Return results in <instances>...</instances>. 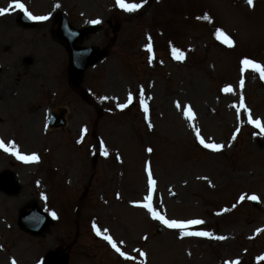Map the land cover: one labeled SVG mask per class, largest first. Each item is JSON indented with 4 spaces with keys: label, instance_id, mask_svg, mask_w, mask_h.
I'll use <instances>...</instances> for the list:
<instances>
[{
    "label": "rangeland",
    "instance_id": "374dc122",
    "mask_svg": "<svg viewBox=\"0 0 264 264\" xmlns=\"http://www.w3.org/2000/svg\"><path fill=\"white\" fill-rule=\"evenodd\" d=\"M21 2L48 18L22 27L13 0H0L9 8L0 16V139L39 159L25 162L0 148V173L13 172L20 184L12 195L0 189V264H42L53 250L68 264H259L264 131L249 114L264 125V78L242 61L264 66V1L125 0L141 5L132 12L117 0ZM61 15L77 29L100 21L78 44L107 55L78 84L58 36ZM23 69L34 77L25 80ZM63 109L66 126L49 129V114ZM197 128L206 143L224 147L205 148ZM148 195L165 218L203 220L186 230L212 237L184 236L154 219L140 206ZM34 206L51 218L36 234L19 225L20 213Z\"/></svg>",
    "mask_w": 264,
    "mask_h": 264
},
{
    "label": "snow or ice",
    "instance_id": "6c2138e0",
    "mask_svg": "<svg viewBox=\"0 0 264 264\" xmlns=\"http://www.w3.org/2000/svg\"><path fill=\"white\" fill-rule=\"evenodd\" d=\"M117 3L119 4V6L123 9H126L129 12L135 11L137 8L141 7L140 4H133V3H126L125 0H117ZM249 5L253 4V0H248ZM10 7H15L16 9H19L21 11H24L27 13V15L29 16L30 19H34V20H46L48 17L46 16H34L30 11H28V9L26 8L25 4L21 2V0H13V4L10 5ZM9 8H0V16L5 15L6 13H8ZM203 19L208 20L209 17L208 16H204ZM100 21H93V23H99ZM217 38L218 39H222V41L224 43H226L229 46H232L233 41L231 40V38L229 36H227V34H225L222 30H218L217 31ZM151 39V37H149V40ZM148 50L151 51L152 50V45L149 43L147 45ZM173 54L175 56L176 59H183V53H181L179 51V49H173ZM243 65L245 66V68H249L251 67L252 69H254L255 71L259 72L261 74V78H264V66L256 63L253 60L250 59H244L242 61ZM241 85H243V81H241ZM225 92H231L232 89L229 88H225L224 89ZM104 99H107V97H105ZM131 96L129 97V103H131ZM143 103V107H144V111L147 113L148 112V106L147 103L145 101H142ZM241 106L243 107V100H241ZM121 108H126L128 107V104H121L120 105ZM177 107L179 108L180 105L179 103H177ZM187 117L189 119H194V113L191 109V107L189 106L187 113H186ZM249 122L254 124L257 128H261L262 131H264V125L261 124L260 120H253L251 117V114H249ZM149 127H152L151 123H149ZM85 132H87V129H84ZM197 132V137L200 139V143L204 145L205 148H211L214 151H219L221 150L224 146L221 144H216V143H206L203 137H200V131L197 128L196 130ZM0 148H3L4 151L8 152L11 151L14 155L17 156L18 159L24 160L25 162H30V161H37L39 159V157L35 154L33 155H22L18 150H16V145L13 143L11 145V147H9L8 144H6L2 139H0ZM148 152H152L151 148L147 149ZM104 155L107 156L108 152L105 149ZM148 183L149 185H151L153 188L156 184V181L152 178V171H151V167L149 166L148 168ZM244 196L240 197V200L243 201L244 200ZM248 199L251 200H258L259 198L255 195H252L250 197H248ZM145 200L147 201L146 203L141 204L140 206L143 208L148 209L149 212L152 213L153 218L161 221L162 223H164L165 225H167V227L169 228H174V229H181L182 234L184 236H206V237H212V233L210 232H205V231H187L186 229L189 228L191 225H201L204 223L203 220H188V221H177V220H170L165 218V216L161 215L159 212H157L153 206H152V195H148L147 197H145ZM55 212L52 213V216L55 217ZM100 229H97V235H100ZM216 239H225V237L220 236V237H215ZM104 239L109 241V243L112 244V247L116 249L117 252L120 253L121 256H125V253L122 252L119 247H117V244L115 241H113L112 237L109 235H104ZM145 239H147L145 237ZM141 255H145L144 253H141ZM128 259H132V257H126ZM261 259H264V257H261ZM12 264H16L15 259L12 260Z\"/></svg>",
    "mask_w": 264,
    "mask_h": 264
},
{
    "label": "water",
    "instance_id": "95a60500",
    "mask_svg": "<svg viewBox=\"0 0 264 264\" xmlns=\"http://www.w3.org/2000/svg\"><path fill=\"white\" fill-rule=\"evenodd\" d=\"M24 25L28 24L26 21H22ZM95 28H87L84 29L80 35L74 39H71L69 41V48L71 51V56H72V70H71V75L75 79V81H78L80 77L82 76L83 72L89 67L90 65L96 63L101 59L104 55V52H94L90 56L82 57V55L79 57L80 51L75 47L74 42L77 39H83V37L93 31ZM68 33L69 31L66 30L65 34H62L64 38H68ZM12 177L10 176L8 178V182L10 184H4V186L8 189L10 193L15 192L18 188L14 184L11 183ZM35 212H39L38 210H35ZM29 213V214H24L22 217L21 224L27 228L31 229L32 231H41L45 227L48 226L49 224V219L45 215L40 214V218L38 221L33 220L30 215L34 214ZM40 213V212H39ZM45 264H65V259L61 258L59 255L55 253H49L46 258Z\"/></svg>",
    "mask_w": 264,
    "mask_h": 264
},
{
    "label": "bare ground",
    "instance_id": "6f19581e",
    "mask_svg": "<svg viewBox=\"0 0 264 264\" xmlns=\"http://www.w3.org/2000/svg\"><path fill=\"white\" fill-rule=\"evenodd\" d=\"M50 27H51V29H52V28L54 27L53 24H51ZM87 41H88V40H86V41L84 42V44H86ZM50 42H51V41H50ZM51 43H52V42H51ZM82 43H83V42H82ZM23 72H26V73H25V76L23 75V78H24L25 80H26V79L28 80L29 78H33V77H34L33 75L30 74V70H29V69H27V70H24V69H23ZM19 78H20L19 76H16V77H15L16 80H17V79L20 80ZM109 78H110V79H109V82L111 83V82H112V79H111V77H109ZM24 86H25V88H27V86H30V85H29V81H25V82H24ZM5 89H8V86H6ZM140 219H141V218H140ZM141 220H142V219H141ZM252 221H253L252 219H249V220H248L249 223H251ZM48 245H50V244H48Z\"/></svg>",
    "mask_w": 264,
    "mask_h": 264
}]
</instances>
